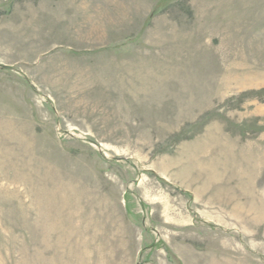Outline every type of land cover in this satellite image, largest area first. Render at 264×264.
<instances>
[{
  "label": "rangeland",
  "instance_id": "1",
  "mask_svg": "<svg viewBox=\"0 0 264 264\" xmlns=\"http://www.w3.org/2000/svg\"><path fill=\"white\" fill-rule=\"evenodd\" d=\"M0 264H264V0H0Z\"/></svg>",
  "mask_w": 264,
  "mask_h": 264
}]
</instances>
